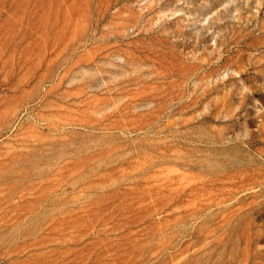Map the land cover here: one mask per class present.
Instances as JSON below:
<instances>
[{
  "label": "rangeland",
  "instance_id": "obj_1",
  "mask_svg": "<svg viewBox=\"0 0 264 264\" xmlns=\"http://www.w3.org/2000/svg\"><path fill=\"white\" fill-rule=\"evenodd\" d=\"M0 264H264V0H0Z\"/></svg>",
  "mask_w": 264,
  "mask_h": 264
}]
</instances>
